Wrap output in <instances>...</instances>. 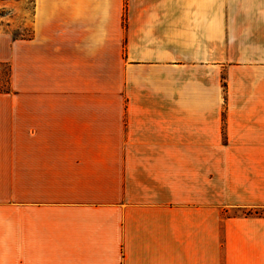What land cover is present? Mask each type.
I'll list each match as a JSON object with an SVG mask.
<instances>
[{"label": "crops", "instance_id": "crops-1", "mask_svg": "<svg viewBox=\"0 0 264 264\" xmlns=\"http://www.w3.org/2000/svg\"><path fill=\"white\" fill-rule=\"evenodd\" d=\"M5 62L0 264H264V0H33Z\"/></svg>", "mask_w": 264, "mask_h": 264}, {"label": "rangeland", "instance_id": "rangeland-1", "mask_svg": "<svg viewBox=\"0 0 264 264\" xmlns=\"http://www.w3.org/2000/svg\"><path fill=\"white\" fill-rule=\"evenodd\" d=\"M2 20L0 31L12 39H27L32 34L33 0H0ZM9 62L0 67V85L4 93L11 89Z\"/></svg>", "mask_w": 264, "mask_h": 264}]
</instances>
